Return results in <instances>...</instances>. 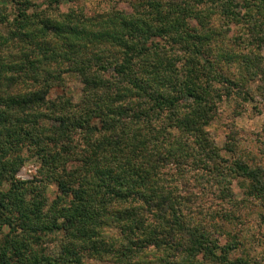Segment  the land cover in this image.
Returning <instances> with one entry per match:
<instances>
[{"label":"trees","instance_id":"obj_1","mask_svg":"<svg viewBox=\"0 0 264 264\" xmlns=\"http://www.w3.org/2000/svg\"><path fill=\"white\" fill-rule=\"evenodd\" d=\"M7 1L12 5L10 12L13 11L14 16L10 19L7 7L0 10V24L3 23L8 27L7 34L0 31V49L11 44L13 49L19 51V56L14 57L20 58L19 62L10 66L11 63L6 61L5 54L0 53V82L8 83L11 85V90L17 93V96L11 100L0 97V186L4 182L10 183L8 189L0 190V220H4L0 224L5 222L12 229V233L6 235L0 244V264H85L83 257L86 253L100 258L108 252L116 257V264H156L157 261L159 263V260L163 262V258H148L143 250L153 246L155 251L161 252L162 249L173 247L170 240V228L174 221L169 220L168 217L175 213L174 207H171L167 199L164 197L156 199L154 195L148 196L136 191L135 187H139L142 182L132 181L130 183L135 187L129 186L126 175L118 173L114 169L99 171L96 174L99 183L93 188L78 186V182L71 178L69 172V165L74 162L67 161L58 167L59 153H54L51 150L58 142L56 134L71 133L79 136L84 132L109 131L112 127L111 120L117 115L124 118L131 113V118L136 120L142 119L146 113L122 107L120 111L109 110L106 115L102 114L103 119L100 124H93L94 117L87 113L79 117L50 116L48 109H44L40 112L39 117L33 115L29 120L16 115L15 112L27 109L30 105H43L46 102L55 109L53 101L65 96L48 99L52 88L59 85L57 84L59 81H56L59 74H56V70L49 65L47 51L50 50L43 51L44 53L41 54L38 51L41 48L38 47L39 44L33 43V47H28L32 37L43 35L48 40L52 35L50 34L51 29L61 31L64 24L65 27L70 28V32L81 34V44L65 53V62L70 71L80 75L83 83L82 93L92 88L100 89L107 79H115L128 73L129 83L133 89H136L131 93L132 96L143 94L153 102L155 108L160 109L161 114L165 108H172L167 126L157 128L149 125V138L141 141L142 144L150 145L153 148L156 163L164 167H167L168 163H175L178 168H182L183 165L191 161L193 171L197 167H203L209 172L218 171L219 166L209 169L204 163L205 160L211 161L215 155L211 149L213 141L204 126L211 121L216 113V104L208 99L210 91L213 89V84L209 81L216 82L220 71L214 66L213 60L217 62L215 52L210 49V46H207L208 35L201 30L203 23L198 21L201 15L194 12L189 17L196 19L197 24L199 23V26L195 25L193 28H190L188 23L186 24L187 10L183 11L182 17L175 24L161 28L156 32H152L148 28V39L157 41L154 46H159V37H164L163 43L167 44L177 56L192 53V58L185 60V64L190 66L185 79L181 80L171 76L161 77L156 81L160 88L167 89V92H161L153 87L152 82L143 78L149 75L147 69L133 72L128 68L127 61L123 64L113 65L103 56L95 54L91 57L87 56L86 50L90 42L92 47L109 42H121L113 33L93 31L89 27L81 26L80 28L78 22L77 26L66 25L60 20L54 21L45 12L42 14L35 11L29 12V9L37 7L33 0ZM47 2L51 6L59 4L61 0H47ZM184 2L185 0H170V4L173 6ZM204 2L206 0H192V3L197 6ZM212 2L217 5L224 0H212ZM232 2L233 0H227V3H222L227 15H232L229 7ZM128 27L134 33L145 34L144 29L137 24ZM37 30L38 33H35ZM86 43L87 45L83 46ZM20 47L24 48V52H22V48L17 50ZM221 50L219 49L218 53L228 54V50ZM128 51L131 49L129 48ZM210 52L211 54H209ZM82 53L85 55L82 56ZM242 56L249 62L252 57H256L253 54L248 55V53H244ZM194 57H199V59ZM258 64L261 63L258 62ZM254 67L259 68L260 66ZM92 68H97L102 76L97 77L93 74ZM201 79L205 81L203 87L199 84ZM42 80L43 86L35 91H31L27 87L28 84L39 85ZM262 81L264 82V79ZM118 98H124V95L121 93ZM178 105L187 109H191L192 105L197 107L190 114L181 116L175 110ZM41 118L44 121L43 130L40 126ZM202 123H204L203 128H201ZM45 133L52 134L46 135ZM173 133L181 137L187 136L191 142L189 143V140L185 139L182 145L175 148L171 146L164 148V144L169 143L168 138L172 137ZM25 148L31 154L37 155L41 162V177L38 179L22 181L15 177L16 166L20 164L18 158L24 159L21 153ZM236 168V174L239 176L253 177L254 171L249 170L246 164L238 163ZM167 174L165 173V175ZM220 174L223 175V173ZM49 183H54L58 189L56 198L51 202H49L47 193ZM101 188L107 196L112 198L114 207L111 211L104 207L107 201L100 199L97 202L98 189ZM137 201H141L146 207L138 206ZM147 218H151L153 221H162L164 227L153 228L151 231L144 230L143 225ZM113 226L121 228L120 239L109 236V231ZM49 227L58 231H66L68 237L67 244L64 245L68 251L67 256L51 257L33 253L32 243L38 241L42 236L41 233H45ZM14 232H21L23 235L17 236L18 234ZM204 232L206 235L203 239L208 245V249H212L214 246L218 247L212 232L206 230V227H204ZM111 237L115 239V242H109ZM175 251L179 252L180 249H175ZM212 254L213 252L209 251V255ZM167 255L172 258L171 253H167ZM170 264H181V262L171 259Z\"/></svg>","mask_w":264,"mask_h":264},{"label":"clouds","instance_id":"obj_2","mask_svg":"<svg viewBox=\"0 0 264 264\" xmlns=\"http://www.w3.org/2000/svg\"><path fill=\"white\" fill-rule=\"evenodd\" d=\"M33 2L39 7L29 9V12H45L53 19L65 23L78 22L82 27H89L93 31H107L116 35L118 41L122 43L109 42L96 47L89 46L86 50L87 56L91 57L93 54L103 56L113 65L123 64L127 61L128 68L133 72L147 69L149 75L143 78L152 82L153 87L161 92H167V89L160 88L156 81L161 77L171 76L181 80L185 79L190 67L185 64V60L192 58V53L177 56L167 44L163 43L164 37H159V46H154L157 41L148 39V28L152 32H156L161 28L175 24L185 10L188 11L189 16L195 12L200 14L203 19L211 16V13L219 7L210 3L197 6L192 3V0H185L183 4L176 6L171 5L170 0H61V3L51 6L47 0H33ZM224 2L227 3V0ZM237 4L240 5L239 8L236 7ZM229 7L232 15L226 22L232 26L231 21H239L236 30L240 31V34L246 39H248L247 29L249 27L264 25V0H233ZM9 8H11L10 5ZM237 13L239 14L237 15ZM217 16H219V12H217ZM205 23L209 29L213 27L210 20H206ZM132 24H137L144 29L145 34L132 32L128 27ZM129 48L131 51H128ZM81 55L84 56L85 53ZM260 55L264 56V51ZM194 58L199 59V57ZM177 59L179 63H177ZM201 63L203 62L201 61ZM232 71L235 73L233 78L242 83L236 65L232 66ZM91 72L97 77L102 76L97 68H92ZM129 79L128 73H125L121 77L107 79L100 89L92 88L84 93L70 91L61 99L53 101L55 109L46 102L43 105H30L27 109L17 110L15 114L31 120L33 115L39 117L40 112L44 109H48L50 116L79 117L87 113L94 117L93 124H100L103 115H106L109 110L120 111L123 107L146 113L142 119L136 120L131 118V113L124 118L117 115L111 120L112 127L109 131L84 132L79 136L71 133L56 134L58 142L51 150L54 153H59L58 167L67 161H73L74 163L69 165L71 178L78 182V186L83 185L85 188H93L99 183L96 176L99 171L114 169L116 172L126 175L129 186L135 187L131 185L132 181H141L140 186L135 187L136 191L148 196L154 195L156 199L166 198L171 207H174L175 213L168 217L169 220L174 221L170 228V240L173 247L162 249L160 253L156 254L157 256L171 253L172 259L180 261L182 264H238V262L239 264H264V223L258 219L259 214L264 213V207H261L264 198L248 195L247 184L237 188V181L232 179L236 175L235 165L238 163L246 164L252 171H255L257 167L264 169V134L260 136L259 144L255 139L249 140L246 137L245 140H240V137H237L239 145L235 153L227 151L221 140L219 143L213 144L211 149L215 155L211 161L205 160L204 163L209 169L219 166V171L209 172L205 171L203 167H197L196 171H193L191 161L183 165L182 168H178L175 163H168L167 167L159 165L153 155V148L150 145L142 144L141 141L149 138V125L157 128L167 126L172 108H165L161 114L160 109L155 108L153 102L143 94L132 96L131 93L136 89L131 87ZM209 82L213 84L214 89L225 87L222 83ZM204 83L203 79L199 81L201 87L204 86ZM42 86L43 80L39 85H27L31 91ZM121 93L124 98H118ZM16 96L17 93L11 90V85L0 82V97L11 100ZM48 99L52 100L51 97ZM208 99L215 103L219 112L222 113L211 122V126L216 131L221 130L227 123L237 125L238 120L252 115L253 107L260 109L261 122H264V101H261L258 96L255 104L237 96L235 90L231 97H226L221 92L219 99H216L215 94H210ZM237 103L241 104L245 110L241 111L239 117L229 120L227 118L229 112ZM196 107V105H192L191 109H187L178 105L175 110L181 116H185ZM40 126L43 130L44 121L42 118ZM203 126L204 123L201 124V128ZM224 131L227 134V131ZM45 134L51 135L52 133ZM168 139L169 143L164 144V148H169V146L175 148L182 145L185 139H188L189 143L191 142L189 137H181L176 133H173V136ZM76 161L78 163H75ZM223 161H227V163H223ZM60 170L62 172V168ZM165 173L168 174L165 175ZM216 180L222 182L219 187L227 189L231 196L213 203L209 197V191L216 192L217 186L214 183ZM193 184L200 185V188L192 187ZM201 189L204 190L201 191ZM98 192L97 202L100 199L107 201L104 207L111 211L114 207L112 198L107 196L102 188L98 189ZM136 204L146 207L141 201H137ZM254 206L255 211L252 212ZM217 213L220 217L227 215L229 219L209 220L210 216H215ZM249 213L252 214L248 215ZM233 214L241 217V221L237 222L231 219ZM245 216L251 223L245 222L243 219ZM209 223L225 225L219 246H214L212 249H208V245L203 239L206 235L204 227ZM158 227H164L163 222L153 221L151 218H147L143 225V229L147 231ZM237 233H239L238 236ZM6 234L7 228L3 233H0V236ZM213 243L215 245V242ZM232 245L236 246L232 247ZM175 249H180V251L176 252ZM33 251L38 252V249L34 247ZM209 251H212L213 254L209 255Z\"/></svg>","mask_w":264,"mask_h":264},{"label":"rangeland","instance_id":"obj_3","mask_svg":"<svg viewBox=\"0 0 264 264\" xmlns=\"http://www.w3.org/2000/svg\"><path fill=\"white\" fill-rule=\"evenodd\" d=\"M61 3V2H60ZM205 3L213 4L212 0H206V2L201 3L200 5H204ZM225 2H220L217 4L219 7L216 8L215 11L211 13V16L204 17L203 19L200 16V20L202 24V32L206 33L208 35V42L207 46H210L214 52L215 56L217 57L214 62V66L218 68L220 71L218 74V79L216 80V83H222L225 85L224 88H213L212 91H210V94H215L216 99L220 98V93L223 92L224 96L231 97L233 94V90H235V94L237 96H241L243 99H247L251 101L253 104L256 103V97L258 96L261 101H264V82L262 79H264V56L260 55L262 51H264V25H261L260 27H256L255 25L252 27H249L247 29L248 32V39H246L243 35L240 34V31L236 30V26L238 25L239 21H231L232 26H229V24L226 22L228 18L231 15H227L225 12V7L223 4ZM10 2L7 0H0V7L1 11L3 8L7 7V12L9 13L10 19L13 18V14L11 11V8H9ZM215 5V4H214ZM222 5V6H220ZM246 5V4H245ZM12 6V5H10ZM37 7L39 5L37 4ZM37 7H33L34 9ZM237 8L240 7L236 6ZM217 12H219V16H217ZM42 14V12H39ZM231 13V12H230ZM239 13H237L238 15ZM191 16L187 15L186 24L188 23L190 28H193L196 26H199V23L197 24L196 19L189 18ZM54 21H59L57 19H53ZM206 20H210L212 24V28L209 29L208 25L205 23ZM62 22V21H61ZM77 26V23H65ZM0 31L4 34H7L8 27L5 24H0ZM81 28V25H80ZM70 28L65 27L63 24V28L61 31H57L55 29H51L50 39L46 40L43 35L32 37L29 41L28 47H33V43L39 44L38 47H41L38 51L43 54V51H47L49 55V65L56 70V74L58 73L59 76L56 78V81H59V85H56L52 88L51 92L49 93V97L52 99L60 97L61 95H67L70 91L71 92H77L82 93L83 89V83L81 81V77L76 72L70 71L69 68H67L68 64L65 62V53L73 49L74 47H79L81 44L80 38L81 34H76L73 32H70ZM39 30V29H38ZM38 30L35 33H38ZM57 34V35H56ZM45 43V44H44ZM89 43V42H87ZM83 44L84 45H87ZM16 45H18L16 43ZM91 45V42L88 44ZM27 47V48H28ZM3 49H0V53L2 55L5 54L6 61L8 63H11L10 66H13L16 64V62H19V58H16L14 56H19V51H16V49H13L11 47V44H9L6 48L2 47ZM23 49L22 52H24V48L20 47L19 49ZM219 49H225L228 50L227 53H218ZM254 49V51H252ZM26 51V49H25ZM222 52V50H221ZM248 53V55H255L256 57L251 58V62H249L245 57L242 56V54ZM57 54V55H56ZM211 54V52L209 53ZM263 58V59H262ZM178 61V59H177ZM260 62L261 64H258ZM179 63V62H177ZM257 63V64H256ZM236 65L240 72V81L235 80L233 77L235 76V73L232 71V66ZM254 66H260L259 68H256ZM254 69V71H253ZM24 86V85H21ZM254 89V91H253ZM243 106L239 103L235 104L231 111L229 112V116L227 117L229 120H234L236 117H239L241 114V111H244ZM252 115L238 120V124L233 123H227L223 125V128L221 130H215L211 126V122L216 120L218 116L222 115V113L219 112V109L216 107V113L211 119V121L208 124H205L204 128L206 131L209 132L210 137L213 141V144L221 142L224 143V147L227 151L235 153L238 150L239 141L237 140V137H240V140H245L247 137L249 140L255 139L256 143L259 144L260 136L264 134V122H261L262 119V113L258 107L252 108ZM227 131V134H225V131ZM21 156H24V159L20 161V164L16 166L17 170L15 171V177L22 180V181H28V180H35L41 177V162L37 158V155H33L25 148L24 152L21 153ZM223 163H227V161H223ZM236 167V165H235ZM196 171V170H194ZM206 171V170H205ZM215 171V170H214ZM219 171V168H218ZM195 179V178H193ZM233 180L237 181L236 187L240 188L243 187L245 184L249 187L248 195H255L257 198H263L264 195V169H260L259 167L256 168L254 171L253 177H242L236 174L232 177ZM205 183H208V181H205ZM216 184V192L209 191V197L215 203L216 201H221L224 199H227L231 196V193L224 188H220V184L222 183L220 180H216L214 182ZM225 183H228V181H225ZM47 193L49 202H51L54 198L57 196V185L54 183H49L47 185ZM10 187L9 182H4L0 186L1 191H5ZM192 187L194 188H200V185L193 184ZM204 189H201L203 191ZM211 207V205H209ZM261 207H264V200H262ZM255 211V206L252 210V212ZM252 213H249L248 215H251ZM217 219H223L228 220L229 217L225 215L224 217H220L219 213H217L215 216H210L209 220H217ZM231 219L236 220L237 222L241 221V217L235 216L233 214V217ZM245 222L251 223L250 220H248V217H243ZM258 219L261 223H264V213H260L258 216ZM4 220H0V223ZM119 223V222H118ZM42 225V223H41ZM40 225V226H41ZM120 225V223H119ZM259 226V225H258ZM225 227L224 224H212L209 223L206 226V230L212 232V235L214 236V239L217 240V245L219 246L221 236L223 234V228ZM7 228V234H10L11 228L7 223L0 224V233H3L4 229ZM121 228H118L117 226H113L111 230L109 231V236H114L115 238L120 239L121 237ZM12 233V232H11ZM18 234L17 236H22L23 233L21 232H14ZM6 235L0 236V244L2 243V239ZM41 238L38 239V241L32 243V247H36L38 249V254H43L45 256H51V257H58L62 256L65 257L68 254L67 248L64 244H67V237L66 231H58L55 229L46 230L45 233H41ZM237 236L239 233L236 234ZM16 236V237H17ZM233 239L235 237H232ZM109 242H115V239L111 237ZM236 245H232V247H235ZM31 247V249H32ZM227 247V246H226ZM156 249L153 246H149V248L144 249L143 251L145 254L150 257H155L152 259H156L159 257L163 258L162 260H159L156 262V264H165L169 263L172 258L171 256H168L167 253L161 256H157L155 253H160V251H155ZM151 259V258H150ZM116 257L113 256L111 253L108 252V254H105L103 256H100V258L93 257L89 254H85L83 257V262L85 264H116ZM155 261V260H154ZM182 264V262H181Z\"/></svg>","mask_w":264,"mask_h":264}]
</instances>
